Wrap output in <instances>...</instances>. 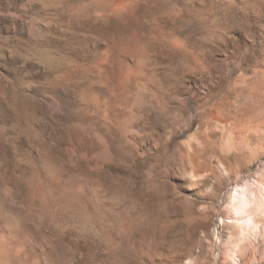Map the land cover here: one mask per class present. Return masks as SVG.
Listing matches in <instances>:
<instances>
[{
	"label": "rangeland",
	"instance_id": "obj_1",
	"mask_svg": "<svg viewBox=\"0 0 264 264\" xmlns=\"http://www.w3.org/2000/svg\"><path fill=\"white\" fill-rule=\"evenodd\" d=\"M247 2L0 0V264H264Z\"/></svg>",
	"mask_w": 264,
	"mask_h": 264
},
{
	"label": "clouds",
	"instance_id": "obj_2",
	"mask_svg": "<svg viewBox=\"0 0 264 264\" xmlns=\"http://www.w3.org/2000/svg\"><path fill=\"white\" fill-rule=\"evenodd\" d=\"M242 3L245 7H248L247 0H242ZM260 27L264 28V22H261ZM255 55H259V53H254ZM171 129H169V136L167 138L161 137L156 141V149L158 151V155L154 157V162L152 167L149 169H156L158 172H164L170 170V156L167 148V140L170 139ZM211 191V189H209Z\"/></svg>",
	"mask_w": 264,
	"mask_h": 264
},
{
	"label": "bare ground",
	"instance_id": "obj_3",
	"mask_svg": "<svg viewBox=\"0 0 264 264\" xmlns=\"http://www.w3.org/2000/svg\"><path fill=\"white\" fill-rule=\"evenodd\" d=\"M192 177H194V176H192ZM263 181H264V178H263ZM239 188L240 187L236 186L234 188V193L239 191ZM255 188H256V190L254 192L247 193L246 191H243L242 193L234 194L235 197L233 198V200H231V202L235 204V205H233V209L235 210L234 214L236 216H238V215L240 216L242 211H243L242 212L243 215L244 214L246 215V209H247L248 205H250L249 203L251 202L250 198L254 199V197H256V194L260 195L261 198L264 199V185L263 184H261V185L257 184ZM247 194H248V196H247ZM243 219H245V216Z\"/></svg>",
	"mask_w": 264,
	"mask_h": 264
}]
</instances>
